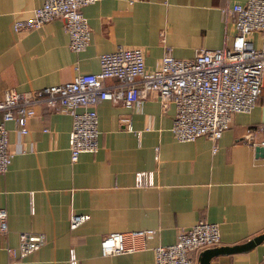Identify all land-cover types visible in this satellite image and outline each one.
I'll return each mask as SVG.
<instances>
[{"label":"crops","instance_id":"1","mask_svg":"<svg viewBox=\"0 0 264 264\" xmlns=\"http://www.w3.org/2000/svg\"><path fill=\"white\" fill-rule=\"evenodd\" d=\"M40 2L0 0V98L6 89L37 90L97 72L98 55L115 48H139L151 71L165 54L190 59L200 49L228 45L235 27L220 9L245 0H101L81 8L89 43L79 53L68 50L60 19L12 30L13 21ZM95 112L97 150L75 162L69 160V115L36 106L23 135L6 123L10 162L0 174V208L7 234L0 237V264H68L69 249L76 264H153L154 246L172 244L182 228L202 219L219 225L217 246L240 245L264 232L262 98L250 112L234 114L216 142L206 136L178 142L171 132L174 106L162 108L156 98L129 107L103 100ZM136 171L154 172V185L135 187ZM70 214L87 218L69 229ZM141 229L151 230L144 248L99 254L103 234ZM19 232L43 234L44 244L14 261L4 247H15ZM201 254H191L192 264ZM208 264H264V240L217 254Z\"/></svg>","mask_w":264,"mask_h":264},{"label":"built area","instance_id":"2","mask_svg":"<svg viewBox=\"0 0 264 264\" xmlns=\"http://www.w3.org/2000/svg\"><path fill=\"white\" fill-rule=\"evenodd\" d=\"M98 1L101 0H41L28 17L14 20L11 27L14 32H26L60 19L68 50L79 53L89 43V28L81 8ZM134 1L126 0L127 4ZM220 14L226 23L233 20L235 35L231 42L216 49H200L193 58L165 54L156 69L146 71L139 48H115L98 55L97 72L76 73L66 82L37 90H4L0 98V174L10 162L6 123L13 122L17 134H25L26 121L34 115L36 106L71 117L70 162H75L80 153L97 150L95 105L103 100L129 107L141 99L156 98L162 108L174 106L171 132L178 142H192L200 136L216 142L229 128L234 114L250 112L261 98L264 100V0L226 4ZM108 78L115 83L105 84ZM125 127L129 129V122ZM258 128L264 163V123ZM217 150L214 144L212 152ZM153 176L151 171H136L133 184L153 186ZM86 218L84 214H70L68 228H75ZM150 233L141 229L103 234L99 254L112 256L140 250ZM6 234V211L0 208V237ZM219 239L217 223L199 220L182 228L172 244L154 246L153 264H192V253L217 246ZM43 244V234L19 232L16 246H5L4 250L16 261ZM67 262L76 264L72 249L68 250Z\"/></svg>","mask_w":264,"mask_h":264},{"label":"water","instance_id":"3","mask_svg":"<svg viewBox=\"0 0 264 264\" xmlns=\"http://www.w3.org/2000/svg\"><path fill=\"white\" fill-rule=\"evenodd\" d=\"M264 240V232H262L261 234L255 236L253 239H251L250 241L240 244V245H236V246H216V247H212V248H208L205 249L199 260H198V264H208L209 260L211 257L220 254V253H231V252H237V251H243L249 247H251L254 244H258L261 241Z\"/></svg>","mask_w":264,"mask_h":264},{"label":"rangeland","instance_id":"4","mask_svg":"<svg viewBox=\"0 0 264 264\" xmlns=\"http://www.w3.org/2000/svg\"><path fill=\"white\" fill-rule=\"evenodd\" d=\"M256 44L259 45V41H257Z\"/></svg>","mask_w":264,"mask_h":264}]
</instances>
